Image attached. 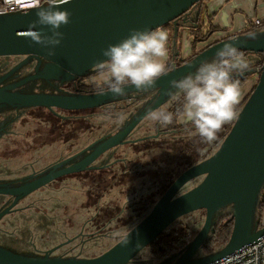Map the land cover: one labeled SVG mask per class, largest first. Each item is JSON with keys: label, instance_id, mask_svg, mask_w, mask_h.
I'll return each mask as SVG.
<instances>
[{"label": "water", "instance_id": "95a60500", "mask_svg": "<svg viewBox=\"0 0 264 264\" xmlns=\"http://www.w3.org/2000/svg\"><path fill=\"white\" fill-rule=\"evenodd\" d=\"M69 2L54 3L59 10L69 11L72 16L70 23L59 29L64 38L54 49L53 56L47 54L48 49L19 35L37 20L36 9L4 12L0 15V57L22 56L25 58L23 63L30 59L37 62L33 75L14 84L0 86V112L31 108H45L52 112L83 111L129 97L140 100L149 96V99L120 129L91 144L82 153L19 180H0V196L10 198V203L0 210V220L14 212L15 206L24 197L61 177L94 169L92 164L105 153L120 145L135 142L127 138L149 113L156 112L173 98L168 94L169 81L194 73L202 62L212 60L225 44H232L239 51L262 55V67L253 92L239 110L238 118L218 149L201 163L181 173L146 215L114 245L97 256L87 258L54 256V252L64 243L42 252L41 255L15 253L0 245V264H133L136 257L168 227L181 217L201 210L205 212V216L197 235L183 249L156 264H212L264 237V226L259 228L256 221V228H253L252 222L264 184V31L221 38L215 43L210 41L207 47L186 62H183L184 58L173 57L171 68L147 91L138 92L128 84L125 85L123 96L113 95L110 89L88 94L67 93L57 87L101 69L100 65L105 60L102 50L108 45L119 43L133 29L155 31L172 23L176 32L185 27L191 10L201 0ZM49 6L50 3L47 2L41 4V7ZM35 30L51 35V30L46 26L38 25ZM210 36L212 35H208L205 41ZM181 37L182 33L179 34V38ZM175 59L182 63L176 66ZM15 70L16 68L12 69V72ZM10 74L0 78V85ZM32 81L44 82L56 90L18 91ZM195 180H199L196 186L182 191ZM226 207L232 208L233 220L228 242L209 255H201L202 247L214 233L217 213Z\"/></svg>", "mask_w": 264, "mask_h": 264}, {"label": "rangeland", "instance_id": "374dc122", "mask_svg": "<svg viewBox=\"0 0 264 264\" xmlns=\"http://www.w3.org/2000/svg\"><path fill=\"white\" fill-rule=\"evenodd\" d=\"M258 16L256 13L252 19L259 18ZM244 59L247 62V69L251 67L249 72L252 71L251 69L255 70L254 65L259 62L260 57L251 54ZM24 61V58L15 57L0 59V65L2 63L6 65L3 70L0 69V74L8 69L11 70L14 65H21ZM30 64V62L22 64L23 73L32 69ZM252 74L251 82L247 83L248 90L240 103L248 96L259 77L256 73ZM105 76L106 72H103L85 79V82L104 83ZM244 87L246 84L240 89ZM27 88L29 92L54 90L50 86L35 83ZM57 88L67 93H75L71 82L67 86ZM176 98H172L170 102ZM143 105L144 101L129 97L98 107L88 114L70 115L54 110L62 117L64 125L59 127L45 118V111L21 110L19 114L13 110L0 112V180L2 182L19 180L33 171L37 174L59 160L82 153L91 144L104 139L107 133L112 134L120 129ZM164 109L165 107L157 112H163ZM142 125L145 126V129L142 127L144 130L150 131L149 133L156 137L161 136L160 140H164L167 146L152 148L136 157L127 146L110 150L93 164L94 167H103L102 172L92 171L87 176L67 177L33 192L20 203L27 207L35 205L27 211L24 218L10 216L4 220L3 224L6 225L10 235L0 237V242L4 244L2 246L15 253L33 255L34 245L36 248L51 249L64 242L66 238H76L83 234L86 237L78 238L77 241L84 240L85 246L83 250L77 249L75 253L97 255L104 250L106 240H119L126 231L123 221H132L130 225L139 221L136 213L139 200H146L170 179L178 166V170L180 169L181 153L188 145L199 144L200 136L194 126L186 127L176 133L164 134L162 129H158L155 119L145 118ZM210 155H207V158ZM198 182L199 180L190 182L182 191L193 188ZM263 191L264 184L261 192ZM99 196H102L100 208H95L93 201ZM6 201L0 202V210L10 203V200ZM54 212H56L55 216H53ZM109 213L118 217L115 219L112 216L111 223L105 226L103 221L105 217H111L107 215ZM228 214H232L231 207L220 210L215 218L219 219ZM256 218L255 214L252 221L253 228ZM203 220L201 211H197L181 217L177 222L191 228V239H193L201 229ZM60 249L55 252L64 251ZM159 261L161 259H150L145 249L136 257L133 264H156Z\"/></svg>", "mask_w": 264, "mask_h": 264}, {"label": "clouds", "instance_id": "9594fccd", "mask_svg": "<svg viewBox=\"0 0 264 264\" xmlns=\"http://www.w3.org/2000/svg\"><path fill=\"white\" fill-rule=\"evenodd\" d=\"M62 2L70 3L69 0ZM3 6L8 12L36 9L37 20L19 35L48 49L49 56L55 55L54 49L64 38L59 29L70 23L71 12L59 10L54 0H50V6L46 8L41 7V0H3ZM38 25L48 27L51 35L35 30ZM167 41L168 34L163 30L133 29L128 37L103 49L105 60L100 67L106 72L105 80L111 93L125 95L128 84L138 92L154 87L167 71L163 62ZM246 68L243 53L232 44H225L212 60L202 62L194 73L169 81L168 94L173 98L183 96V117L194 125L196 133L205 142L216 141L223 126L238 118L236 107L242 92L239 83L233 80L232 72ZM149 116L165 124L171 123L173 118L168 112H151Z\"/></svg>", "mask_w": 264, "mask_h": 264}, {"label": "trees", "instance_id": "16d2710c", "mask_svg": "<svg viewBox=\"0 0 264 264\" xmlns=\"http://www.w3.org/2000/svg\"><path fill=\"white\" fill-rule=\"evenodd\" d=\"M210 18H212V17L210 16L209 19ZM170 26H171V23H168V24L162 26L161 28H159L157 30L169 31ZM253 26L251 29H249L247 31H253L254 29H256L258 27L264 26V18L261 19L258 24H255ZM202 27H203V25L198 24L196 27L189 30V32L191 33V36L193 37V40H192L193 52L189 56L185 57L183 62L190 60L197 53H199L205 47L208 46V45H206L203 48L197 49V46L200 43V41H205V39L207 38L208 35H212L214 32L222 30L219 27L209 26L206 33L201 34ZM225 38H227V37H225ZM219 40L220 39L214 40L212 43H215ZM240 52L243 53L244 57L252 54V53L243 52V51H240ZM262 62H263V59H262V61L255 63L254 66L260 70L262 67ZM181 63H182V61L176 62V66L180 65ZM171 64H172L171 59H168L167 62L165 63L167 70H169L171 68ZM249 69L246 68L243 71L234 70L232 72V78L234 81H237L239 83L240 88L242 86H244L252 76L251 75L252 73L251 74H249V73L245 74V72H248ZM103 72H105V71L102 69H97V70L93 71L92 74H90L91 73L90 72L89 74L85 75L84 77L78 78L74 82H71L73 84L74 91L78 92V93H82V94H88V93L98 92V91H101L104 89H109V84L107 81L104 83L89 82L90 84L89 83L87 84V82H85V79L93 77L95 75H99L100 73H103ZM236 73H238L239 75H237ZM259 74H260V72L258 73V75ZM257 81H258V78H257L255 84L253 85L248 96L241 103H239L237 105V107H236L237 113L239 112L241 107L244 105V103L246 102L248 97L253 92V90L257 84ZM69 84L70 83H67L66 86ZM183 106H184V98H183V96H178L175 100H173L172 102L168 101L165 105H163L160 109L157 110V111L162 110L165 107L163 112L171 113L172 117H173L172 122L168 123V124L162 123L161 121L157 120V127H158V129L160 128L163 130L162 133H164V134L176 133V132H179V131L185 129L186 127L194 126L190 122H188L186 124H180L179 123V119L183 116V114H182L183 113ZM127 108H129V106H127ZM28 110L45 111V113H46L45 118H47V120L51 124L55 123V126H57V127H59V125H61V126L64 125L62 122V117L54 111L52 112V111H49L45 108H31ZM95 110H97V109L94 108V109L83 110V111H61V110H59V111H60V113H67L70 115H79V114H85V113H87V114L92 113ZM148 117H150V116H148ZM144 121H145V119H144ZM144 121H142L141 124L130 135L131 137H133V138L130 137L131 140L135 141V142H129L123 146H119L118 148H122V147L127 146L128 149L136 157L137 155H139L141 153L144 154V152H147V151L151 150L152 148H160V147L167 146V144L164 140H160L159 137H161V136L156 137V135L149 133L150 132L149 130H144L145 126L142 125V123H144ZM233 123H234V120L223 126V128L217 134L216 141H214L212 143H207L201 137H199V144L187 146V148L181 153L182 162L180 164V169L178 170V168H179V166H178V168L176 170H174L173 174L170 176V179L165 184H163L160 188L156 189L155 193L149 195V197L146 200H139V203H138L139 208L136 211V213H138L137 217H139V219H138L139 221L145 216V212L148 209H151V207L155 204V202L160 198V196L166 191V189L172 184V182L181 173L188 170L192 166H195V165L201 163L202 161H204L207 158V155H210V154L212 155L218 149L220 143L223 141V139L226 137V135L230 131ZM110 134L111 133L109 132L106 135H110ZM140 139H142V140H140ZM123 170L126 171L127 169L123 168ZM93 171L102 172V169L93 170ZM91 172H92L91 170H86V171H83L81 173H76V174H71V175H68L65 177H61V178L57 179L56 181H62L67 177H75V176H81V175L87 176ZM28 196H26V197H28ZM26 197H24L23 199H21L18 202V204L15 206L14 212H12L8 215H5L0 220V237L10 235V233H8L6 230V225L3 224L5 219H7L10 216H16V217L24 218V216L27 215V211H29L30 208L35 207V205H31L29 207L24 206V205H20V203ZM101 198H102V196H99L98 199L93 201L95 208H100ZM5 200L9 201L10 198L6 197V196H0V202H5ZM263 210H264V191L261 192L260 200H259V203L257 205L256 216L258 218H260ZM201 213H202L203 219H204L205 212L203 210H201ZM55 214H56V212L53 213V216H55ZM107 215L111 216V217H105V221H103V224L105 226L107 223L108 224L111 223L112 216L115 217V215L111 214V213H109ZM50 217H52V216H50ZM117 217H115V219ZM177 221L174 224H172L170 227H168L164 232H162L154 242H152L151 244H149L146 247L150 259L160 260V259L166 258L169 255L183 249L191 241V238H192L191 228L188 225L178 223ZM130 222H132V221H129V222L123 221V223H124L123 226L126 227V231L124 232V234L130 228H132L135 225V224L130 225ZM232 228H233L232 214H228L227 216L220 217L214 226V233H213L212 237L210 238V240L207 243L204 244V246L202 247L201 253L203 255H209L212 252H214L217 248L224 246L228 242V240L231 236ZM123 235H121L120 238ZM68 239H70V238H66V240H68ZM117 241H118V239H113V240H109V241L106 240V245L104 247V250H102V252H100L99 254L106 251L108 248H110L112 245H114ZM0 245H4V244H2L0 242ZM33 247L36 250L35 245ZM44 249H46V248H44ZM44 249H42V250H44ZM42 252H44V251H40L39 253H42ZM99 254H97V255H99ZM97 255H95V256H97Z\"/></svg>", "mask_w": 264, "mask_h": 264}, {"label": "crops", "instance_id": "0c3cea01", "mask_svg": "<svg viewBox=\"0 0 264 264\" xmlns=\"http://www.w3.org/2000/svg\"><path fill=\"white\" fill-rule=\"evenodd\" d=\"M256 13H258L259 18L252 19V17H255ZM190 15V19L185 22V27L180 28L176 32L174 31V25L171 26L169 31L163 30L168 34L167 55L163 58L164 63H166L168 59H171L172 63V61H174L173 57L177 56L178 58H185L193 52V37L191 36L189 30L196 27L198 24L203 25L201 34H205L209 26L219 27L220 29H222L221 31L214 32L212 36H210L211 38L207 40L208 42L225 37L231 38L236 35L252 32L247 30L252 28L256 20L260 21L264 18V0H202L191 10ZM210 16L212 18L209 19ZM180 33H182L181 38H179ZM204 44L205 43L200 42L197 46V49L204 46ZM175 61L177 62L176 59ZM251 70L253 71V69ZM252 71L249 72L254 73ZM250 79L248 82H251ZM247 83L246 87L241 90L242 98L248 90ZM148 99L149 96L144 97L139 101H144L145 103ZM179 123L186 124L188 122H186L184 120V117L182 116L179 119ZM73 239L74 240H67L65 242H62L67 247L60 249L64 251H61L59 253L54 252L53 255L66 258H87L95 256L94 253H75L77 249L78 251L83 250L85 242L84 240L77 241L75 238ZM41 249L44 248H36V250L34 248L33 250L35 254H38L40 251H44L49 248H46L44 250Z\"/></svg>", "mask_w": 264, "mask_h": 264}, {"label": "built area", "instance_id": "2783aa9c", "mask_svg": "<svg viewBox=\"0 0 264 264\" xmlns=\"http://www.w3.org/2000/svg\"><path fill=\"white\" fill-rule=\"evenodd\" d=\"M62 0H54V3H58ZM43 2L50 3V0H41V4ZM0 12H8L3 6V0H0ZM259 21H256L255 24H258ZM259 28V29H258ZM256 28L257 32L264 31V26ZM251 55V54H250ZM253 55V54H252ZM257 56L260 57L259 61H262L263 57L262 55L257 54ZM262 58V59H261ZM254 73L258 74L260 70L258 68H255L253 70ZM260 200V197H259ZM258 227L264 226V210L260 216V218H256ZM212 264H264V237L260 238L256 242L246 245L242 247L237 252L226 256L222 259H220L217 262H214Z\"/></svg>", "mask_w": 264, "mask_h": 264}, {"label": "flooded vegetation", "instance_id": "af4514ba", "mask_svg": "<svg viewBox=\"0 0 264 264\" xmlns=\"http://www.w3.org/2000/svg\"><path fill=\"white\" fill-rule=\"evenodd\" d=\"M171 26H172V23H171ZM171 26H170V28H171ZM210 42V41H209ZM208 41H205V42H203V43H205L204 44V46L205 45H207L208 43H209ZM204 46H202L201 48H203ZM200 49V48H199ZM4 59V58H8V57H0V59ZM15 58H24V57H22V56H19V57H15ZM25 59V58H24ZM27 62H30L31 64H30V66L32 67V69L31 70H29L28 72H26V73H23L22 71H23V67H24V65H14L13 67H11L10 69L11 70H7V71H5L4 73H2V74H0V78H2V77H4V76H6V75H8V74H10V72H12V68L13 69H15L16 68V70L15 71H13L5 80H4V82L0 85V86H4V85H11V84H14V83H16V82H18L19 80H21V79H23V78H25V77H28V76H31V75H33L34 73H35V68H36V65H37V62L34 60V59H30V60H28ZM27 62H25V63H27ZM28 65V64H27ZM6 65H5V63H2L1 65H0V69L1 70H3L2 68H4ZM17 73H22L21 75H19V74H17ZM42 84V85H44V86H49V85H47L46 83H44V82H38V81H32V82H29V83H27L26 85H24L23 87H21V88H19L18 89V91H23V92H29V90H28V88H27V86H29L30 84ZM66 85V84H65ZM64 85V86H65ZM32 92V91H31ZM38 92H40V91H38ZM10 111V110H9ZM13 111H16V110H13ZM21 110H17L16 111V113H18V112H20ZM19 114V113H18ZM18 114H16V116H18ZM1 132V131H0ZM107 136V135H106ZM131 136H129L127 139H129ZM129 141H132V140H129ZM127 144V143H126ZM123 145H125V144H123ZM123 145H120V146H123ZM119 147V146H118ZM118 147H116V148H118ZM116 148H114V149H116ZM114 149H112V150H114ZM105 155V154H104ZM103 156V155H102ZM59 161H61V160H59ZM58 161V162H59ZM95 163V162H94ZM93 163V164H94ZM93 164H92V166H93ZM106 166H108V165H106ZM94 167V166H93ZM100 169H103V167H95L94 169H90L91 171H93V170H100ZM34 172V171H33ZM33 172L31 173V174H33ZM42 172V171H41ZM40 173V172H39ZM81 173V172H80ZM31 174H29V175H31ZM29 175H27V176H29ZM26 176V177H27ZM14 179H16V178H14ZM84 236V237H83ZM90 236V235H89ZM86 236L85 235H83V234H80L79 236H77L75 239L77 240L78 238L79 239H84ZM68 240H74L73 238H71V239H68ZM65 241H67V240H65ZM64 241V242H65ZM61 244V243H60ZM66 245H63L61 248H63V247H65ZM33 249H34V247H33ZM21 253V252H20Z\"/></svg>", "mask_w": 264, "mask_h": 264}, {"label": "bare ground", "instance_id": "6f19581e", "mask_svg": "<svg viewBox=\"0 0 264 264\" xmlns=\"http://www.w3.org/2000/svg\"><path fill=\"white\" fill-rule=\"evenodd\" d=\"M239 113V112H238Z\"/></svg>", "mask_w": 264, "mask_h": 264}]
</instances>
